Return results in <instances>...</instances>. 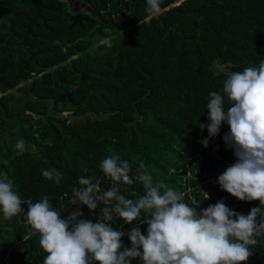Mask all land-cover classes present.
Wrapping results in <instances>:
<instances>
[{"label": "trees", "instance_id": "16d2710c", "mask_svg": "<svg viewBox=\"0 0 264 264\" xmlns=\"http://www.w3.org/2000/svg\"><path fill=\"white\" fill-rule=\"evenodd\" d=\"M10 1L0 0V19L9 14L4 5ZM82 1L92 10L88 22L69 29L65 5L40 0L45 21L31 26L24 44L33 0L16 3L8 31L0 24V173L8 174L25 201L14 217L0 213V264H43L39 236L29 235L28 201L47 195L62 219L78 208V219L103 220V203L90 212L69 201L81 176L99 183L101 193L114 186L100 169L113 153L131 166L133 183L117 187L134 202L145 195L137 179L144 164L154 184L164 181L183 193V202L198 213L221 200L243 215L261 207L238 201L217 182L236 162L223 140L227 123L207 147L201 141L208 132L200 124L209 123V93L222 91L227 74L258 67L264 59V0H161L158 14L146 11V0ZM216 64L226 71L216 72ZM31 79L34 91L40 90L36 99L27 85ZM19 85L25 97L17 99L10 92ZM65 92L72 93L70 100L48 111L46 102L51 106ZM19 139L27 148L16 155ZM50 168L63 174L59 184L42 176ZM146 218L142 211L131 224L118 218L109 223L125 233L121 242L130 248L127 233L139 225L146 235ZM256 239L246 264H264V237Z\"/></svg>", "mask_w": 264, "mask_h": 264}, {"label": "clouds", "instance_id": "9594fccd", "mask_svg": "<svg viewBox=\"0 0 264 264\" xmlns=\"http://www.w3.org/2000/svg\"><path fill=\"white\" fill-rule=\"evenodd\" d=\"M146 3L147 12H161V0ZM206 107L209 123L200 124V128L207 129L208 139L202 140V145L207 147L209 139L227 123L229 131L223 140L236 157V162L219 175L220 188L238 201H258L261 207L243 215L221 200L198 213L197 207L183 202V193L164 181L154 184L144 164L137 169V179L145 195L134 202L119 194L117 187L133 183L131 166L113 153L101 161L100 169L114 186L101 193L99 183L81 176L80 187L72 188L69 201L86 206L90 212L103 203V220L78 219L83 217L78 208L62 219L47 195L38 202H27L29 235L39 236V246L46 253L43 264H130L137 258L141 264H246L253 255L250 246L257 244V237H264V59L258 67L229 72L222 91L209 93ZM26 148L22 139L16 141V155ZM41 174L57 184L63 177L54 168ZM201 193L204 200L209 199L208 193ZM24 203L8 174L0 173V213L14 217L23 211ZM142 211L149 217L143 221L147 234H142L139 225L133 227L127 233L131 247L125 248L121 242L125 233L109 222L118 218L131 224Z\"/></svg>", "mask_w": 264, "mask_h": 264}, {"label": "water", "instance_id": "95a60500", "mask_svg": "<svg viewBox=\"0 0 264 264\" xmlns=\"http://www.w3.org/2000/svg\"><path fill=\"white\" fill-rule=\"evenodd\" d=\"M18 1L19 0H12L7 5H4V6H6L7 8L10 9L9 14L6 17L0 19V24H2L4 22L7 24V28L5 29V31H8L9 30V22H10V19L13 18L16 15L15 9H16V3ZM33 1L35 3V16L33 17V19L29 20L28 23H27V25H26L27 32H26V34L23 37V44L25 43L26 37L31 34V26L32 25H35L37 23V20L41 18V16H40V7L42 6L41 5V2H40V0H33ZM69 20H70V25L68 27L69 29H71L72 27H74L76 24L82 25V22L83 21H87L86 17H84L80 13H77L75 16L70 17ZM33 88L34 87H32V89ZM74 92H75V90H74ZM38 93H40V91H38ZM71 95H72V93L65 92L62 96L58 97L54 101V104H57V102H63L66 99L70 100ZM27 113L30 114V115L32 114L33 116H35L30 111H28ZM68 113L69 112H63V115L65 116ZM36 118H38V117H36Z\"/></svg>", "mask_w": 264, "mask_h": 264}, {"label": "flooded vegetation", "instance_id": "af4514ba", "mask_svg": "<svg viewBox=\"0 0 264 264\" xmlns=\"http://www.w3.org/2000/svg\"><path fill=\"white\" fill-rule=\"evenodd\" d=\"M51 1H57V3H63L65 5V10L67 12V20H68V27L70 25V17L72 16H75L77 13H80L82 14L84 17H86L87 21H83L82 22V25H79V24H76L75 26H79V27H82L84 23L88 22V18L86 15L90 14L91 13V8L89 7V4L85 1H82V0H51ZM34 2V1H33ZM42 5V4H41ZM34 10H35V3H34ZM42 7V6H41ZM40 7V8H41ZM35 12V11H34ZM34 16H35V13H34ZM41 16V15H40ZM33 19V18H32ZM40 21H45V19H43V17L41 16L40 19H38ZM37 20V21H38ZM74 26V27H75ZM27 85H30V89H32V87L35 88V84L32 82V79L31 80H28L27 82ZM41 87V84L38 86V88ZM33 88V89H34ZM29 89V90H30ZM32 89V90H33ZM35 96L38 94V91H35ZM64 112H69L71 113L70 111H64ZM63 113V112H61ZM68 113V114H69Z\"/></svg>", "mask_w": 264, "mask_h": 264}, {"label": "rangeland", "instance_id": "374dc122", "mask_svg": "<svg viewBox=\"0 0 264 264\" xmlns=\"http://www.w3.org/2000/svg\"><path fill=\"white\" fill-rule=\"evenodd\" d=\"M215 71L218 72V73H220V72H225L226 69H225V66H224V65L216 64V65H215ZM21 86H22V85H19L18 87H16L15 89L11 90V92H10L11 94H14V96L17 97V99H19L20 97H21V98H22V97H25V94L18 90V88L21 87ZM73 90H75V89H73ZM37 91H40V90H37ZM34 92H35L34 89H33V90L30 89V95H31V97H33V99H36V98L34 97V96H35V93H34ZM63 94H64V93H63ZM63 94H62V95H63ZM62 95H60V96H62ZM60 96H58V97H60ZM58 97H57V98H58ZM57 98H56V99H57ZM56 99H55V100H56ZM55 100L52 101V103H51L52 105H51V106H50L49 102H48V103L46 102V104L48 105V106H47L48 111L51 110L52 106H55V105H57L58 103L63 104V102H64V101H63V102H57V104H54V101H55ZM67 100H68V99H67ZM60 108H61V107H60ZM53 111H54V110H53ZM27 112H28V111H26L25 113L28 114ZM70 114H71V113L66 114L65 117L69 116ZM29 115H30V114H29ZM62 115H63V113H62ZM31 116H32L33 118L38 117V116L35 117V116H33L32 114H31ZM63 116H64V115H63ZM71 120H72V119H71Z\"/></svg>", "mask_w": 264, "mask_h": 264}]
</instances>
